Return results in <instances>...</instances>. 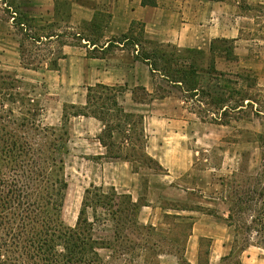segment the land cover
Masks as SVG:
<instances>
[{
    "label": "rangeland",
    "instance_id": "rangeland-1",
    "mask_svg": "<svg viewBox=\"0 0 264 264\" xmlns=\"http://www.w3.org/2000/svg\"><path fill=\"white\" fill-rule=\"evenodd\" d=\"M48 1H51V24L42 29V22L37 19L32 22L30 15L40 17ZM52 1L0 0V13L3 17L13 16L12 21L17 24L22 64L15 74L5 76L0 88L4 95V98L0 96V101L4 100L0 111L9 115L7 122H1L6 130L26 135L34 134L32 122L36 127L59 126L65 120L70 138L64 160L68 186L61 218L68 226L76 225L84 192L89 189L92 203L85 209L86 220L92 224L93 239L99 245L108 246L97 250L104 261L112 263L120 259V264L142 261L165 264L171 254L181 259L192 222L203 214L213 221L225 217V197H231L244 182L243 174L252 182L260 166V151L264 147V64L253 56L254 49L259 47L258 42L253 41L259 40L258 33L252 30L244 33L246 43L240 44L239 49L247 56L238 63L231 40L215 43V48L224 51L221 56L204 58L196 54L187 60L185 55L176 54L161 42L134 46L133 41H126V34L106 31L113 0H55L54 4ZM243 4L239 1L235 5L242 10ZM245 27L249 26L245 24ZM259 28L261 31L264 23L256 26ZM41 35L52 38H40ZM126 47L139 49L140 54L145 51V54L155 55L154 62L163 75L170 72L187 82L176 88L163 81L160 87L167 99L159 104H150L146 93H139L144 105L165 113L170 129L185 124L181 139L193 156V164L190 172L172 180L179 191L171 188L163 192L160 185L164 170L153 160L142 157L140 152L145 166L136 177L139 198L131 199L126 193V163L96 159L101 157L95 139L99 123L74 117V113L85 114L94 105L97 111L101 110L107 126L100 134L112 155L124 156L122 143L127 134L126 126L135 131L133 142L140 146L145 142L144 134L138 136L143 128L142 116L132 114L136 113V106L128 102V118L126 112L117 111L111 99L113 94L117 95L116 91L103 89L90 72L89 59H102L103 64L115 51L126 50ZM176 55H183L184 59ZM186 63L191 65L193 73L186 71L189 70L184 66ZM118 91H121L119 87ZM81 102H86V106H80ZM119 102L118 106L122 105ZM2 144L0 140V146ZM6 160L10 158L7 156ZM164 193L181 199L169 200ZM147 203L163 209L187 210L182 212L181 219L163 212L155 215L153 220L163 225L154 226L137 217L140 206ZM142 211L149 209L142 208ZM226 231L233 251L221 264H235V249L241 243L234 237L233 228L226 226ZM252 234L254 242L256 232ZM201 243L207 246L208 239H201Z\"/></svg>",
    "mask_w": 264,
    "mask_h": 264
},
{
    "label": "crops",
    "instance_id": "crops-1",
    "mask_svg": "<svg viewBox=\"0 0 264 264\" xmlns=\"http://www.w3.org/2000/svg\"><path fill=\"white\" fill-rule=\"evenodd\" d=\"M239 1L244 3L242 10L236 6ZM143 2L144 0H113L110 21L105 30L110 34H126V41H133L134 46L140 43L148 42L155 45L161 42L176 54L185 55L187 60L192 59L196 54H202L204 58L210 55L221 56L224 51L215 48V43L231 40L234 41V52H232L236 63L241 61L243 56H247L239 49V45L245 42L244 33L252 30L258 33L256 38L259 39H253L259 45L256 50L254 49L253 56L261 61L259 62L261 65L264 64L262 34L264 28L261 31L260 28L256 29V26L264 23V0H145V4ZM230 3L234 6L231 7ZM52 8L54 10V6ZM51 14V1H48L43 5L40 17L30 15V18L32 22L36 19L42 22V29H45L51 24ZM13 19V16L3 17L0 13V74H15L22 65L20 37ZM20 24L23 26V23ZM245 24L249 27L246 28ZM40 38L50 39L52 36L41 35ZM183 55L176 56L184 59ZM144 56H146L145 51L140 54L139 49L126 47V50L115 51L113 57L103 64L100 63L102 59H89L94 81L116 91V100L122 102L120 107L124 112L127 113L128 102L131 101L130 103L136 106L134 109L137 113L132 114L138 116L140 113L142 116L143 128L140 129L138 136L144 134L146 140L141 146L132 141L135 135L134 129L126 126L127 134L122 143L124 156L110 155L108 147L99 139L104 128L102 121L89 113L74 116L99 123V133L95 135V139L100 146L98 154L101 157L96 159H113L126 163V193L131 199L139 198L136 177L141 167L145 166L144 159L138 153L142 152V157L153 160L160 170H164L161 177L163 184L160 185L163 192L171 188L179 191L180 188L172 180L190 172L193 164V156L181 139L185 124L170 129L169 119L166 118L165 113H160L156 107L149 108V105H144L143 99L139 96V93L142 95L146 93L145 96L148 97L150 104H159L167 99L160 87L163 81L176 88L184 86V83L181 80L170 81L159 69L153 70ZM184 66L190 67L189 64ZM117 87L121 91L117 92ZM80 104L86 106V102ZM68 134L70 138V129ZM164 194L172 201L181 199L178 198L179 196ZM142 208H147L149 211L143 213ZM139 209L138 219L154 226L163 225L153 220L155 215L163 212L174 214L176 219H181L184 216L181 215L182 212L187 210L163 209L150 203L143 204ZM191 218L194 221V217ZM209 218V215L203 214L192 222L182 258L179 259L171 254L168 257L170 260H165V264H221L222 258L231 254L233 247L228 243L229 236L225 221L223 219L213 221ZM203 238L208 239V245L205 247L201 243ZM235 250L237 251L235 264H264V249L261 247L251 244L244 250L238 248Z\"/></svg>",
    "mask_w": 264,
    "mask_h": 264
},
{
    "label": "trees",
    "instance_id": "trees-1",
    "mask_svg": "<svg viewBox=\"0 0 264 264\" xmlns=\"http://www.w3.org/2000/svg\"><path fill=\"white\" fill-rule=\"evenodd\" d=\"M144 57L152 69L157 70L156 56L146 54ZM188 69V73H193L191 65ZM5 76L9 77L0 74V88L4 85ZM164 76L170 81L187 83L185 79L170 75V72ZM100 86L110 89L106 85ZM0 96L4 98L1 92ZM112 97L117 111L123 112L115 94ZM3 102L2 99L0 108ZM97 110L94 105L85 114L102 121L106 130L102 111ZM8 113L11 114L10 111ZM8 116L0 111V140L4 143L0 146L3 163H0V264H120V259L112 263L104 261L97 251L108 246L99 245L93 239L92 224L86 220L85 209L92 203L89 189L84 192L76 225L68 226L61 218L68 186L64 160L69 134L63 123L65 120L59 126L36 127L32 122L34 134L25 135L5 129L1 121L7 122ZM129 116L126 113V117ZM99 139L104 143L102 134ZM108 154H112L109 149ZM7 156L10 160H6ZM260 159L252 182L243 174L244 182L237 186L231 197H225L227 214L220 217L228 228H233L234 237L241 243L239 250L251 244L264 249V147H261ZM253 231L257 236L254 242L251 241Z\"/></svg>",
    "mask_w": 264,
    "mask_h": 264
}]
</instances>
